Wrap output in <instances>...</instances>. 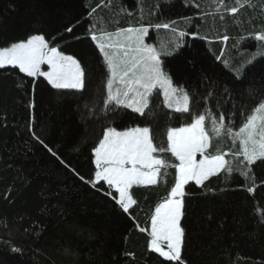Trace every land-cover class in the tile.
Segmentation results:
<instances>
[{"label": "trees", "instance_id": "16d2710c", "mask_svg": "<svg viewBox=\"0 0 264 264\" xmlns=\"http://www.w3.org/2000/svg\"><path fill=\"white\" fill-rule=\"evenodd\" d=\"M224 3L234 6L235 0ZM251 4L233 16L213 0H0V47L39 29L86 71V89L78 93L52 89L45 79L27 77L16 68L0 69V264H162L137 224L150 227L151 212L173 185L175 170L167 169L157 185L134 186L137 204L129 215L71 169L91 175V148L106 126H147L155 143L166 147L167 128L183 126L190 116L166 109L158 89L143 116L130 109L97 110L89 116L85 105L91 108L99 97L106 69L87 30L96 21L109 31L126 28L142 14L153 20L142 23L151 28L148 42L155 31L172 35L157 30V23L185 32L176 52L162 56L164 70L175 87L190 94L193 111L233 117L238 127L241 109L255 103L249 91L264 89V56L256 55L261 42L255 39L264 32V0ZM97 5L102 6L90 19L88 12ZM66 27L74 32L67 33ZM254 55L241 83L236 69ZM218 143L225 152L231 145L229 140ZM186 193L182 225L188 264H264V164L253 165L247 179L239 172L221 174L203 188L190 183Z\"/></svg>", "mask_w": 264, "mask_h": 264}, {"label": "snow or ice", "instance_id": "6c2138e0", "mask_svg": "<svg viewBox=\"0 0 264 264\" xmlns=\"http://www.w3.org/2000/svg\"><path fill=\"white\" fill-rule=\"evenodd\" d=\"M213 2L219 3L233 16L240 8L253 6L251 0H235L234 6H227L224 0ZM101 6L92 8L88 17L93 18ZM219 12L218 7L216 13ZM223 18L221 15L220 19ZM154 27L171 31L176 39L168 43L175 49L180 47L178 41L186 35L170 23H157ZM65 31L71 34L74 27H66ZM86 34L99 51L106 69L99 97L93 99L91 108L85 105L89 116H95L97 110L107 114L121 109H130L143 116L151 108L154 90L159 89L163 94L164 106L177 113L188 114L190 122L181 127L167 128L166 147L163 143H155L152 130L147 126L128 127L124 130L106 126L102 137L91 148V164L94 165L91 175L86 178L75 169L71 171L86 185H91L110 198L122 214L130 215V210L137 204L132 191L134 186L157 185L159 178L167 175V169L173 168L174 183L152 210L150 227L137 224V228L147 234V248L163 258L162 264H188L183 255L186 230L182 225L186 186L192 183L203 188L211 177L221 174L231 177L233 172H239L247 179L253 165L258 161L264 164V89L249 91L255 103L250 108L245 105L241 109L242 120L236 127L233 117L221 114L217 118L207 109L203 113L192 110L190 94L184 88L175 87L164 70L162 55H172V51L167 50V44L162 51L146 43L145 37L149 34L147 27L129 26L109 31L100 21H96ZM223 39L226 41L228 37L224 36ZM255 39L261 42L256 55L264 56V32L257 33ZM255 58L254 55L236 69V79L241 83ZM43 65L47 66V71L42 70ZM6 66L18 69L27 77H43L55 90L70 89L83 93L86 89V71L81 61L53 46L47 34L41 33L39 29L25 39L0 47V69ZM209 117H212L210 132L206 127ZM213 136L220 141H231L230 150L223 151L222 147L214 143ZM36 139L39 140V137ZM39 142L44 143L42 140ZM44 147L60 159L52 148L48 145ZM163 154H170L173 160L169 162ZM60 162L70 168L62 159ZM253 191V187L247 188L248 193ZM261 215L264 217V213ZM261 223H264V218ZM12 251L19 252L20 249L13 247Z\"/></svg>", "mask_w": 264, "mask_h": 264}, {"label": "rangeland", "instance_id": "374dc122", "mask_svg": "<svg viewBox=\"0 0 264 264\" xmlns=\"http://www.w3.org/2000/svg\"><path fill=\"white\" fill-rule=\"evenodd\" d=\"M137 23H130V25L131 26H133V27H135V25H142V23H146V22H152L153 20H151V18H146L145 16H143L142 14L140 15V16H138V18H137ZM148 29H149V33H150V31H151V28L150 27H147ZM148 36H149V34L145 37V42L146 43H149V44H152L154 47H157L158 49H161L162 51L164 50V48H163V46L165 45V44H167L168 45V48H167V50H171L172 51V55L176 52V49L171 45V44H169L168 42L170 41V40H175V38L172 36V35H170V33H167V34H159L157 31H155L154 32V39H153V42H148L147 41V39H148ZM156 43V44H155ZM162 56H164V55H162ZM165 56H169V55H165ZM6 67H11V66H6ZM42 70L43 71H47L48 69H47V66L46 65H43L42 66ZM23 74V73H22ZM25 75V74H24ZM30 78H33V77H30ZM41 78H43V77H41ZM44 79V78H43ZM160 91V90H159ZM162 94V93H161ZM162 98H163V94H162ZM165 107V106H164ZM166 108V107H165ZM166 109H168V110H171V111H174L173 109H169V108H166ZM211 131V122H210V125H209V132ZM217 140L216 138H215V136H213V140ZM220 140H218V142H219ZM217 142V143H218ZM230 142V144H231V141H229ZM218 144H220L221 145V143H218ZM232 146L230 145V148H231ZM230 148L228 149V151L230 150ZM227 151V152H228ZM199 158V157H198ZM226 158H229V157H226ZM163 171V170H162Z\"/></svg>", "mask_w": 264, "mask_h": 264}, {"label": "crops", "instance_id": "0c3cea01", "mask_svg": "<svg viewBox=\"0 0 264 264\" xmlns=\"http://www.w3.org/2000/svg\"><path fill=\"white\" fill-rule=\"evenodd\" d=\"M158 90H159V89H158ZM214 141H217V140L214 139ZM169 169H170V168H169Z\"/></svg>", "mask_w": 264, "mask_h": 264}]
</instances>
